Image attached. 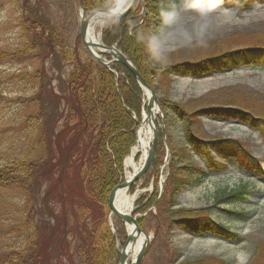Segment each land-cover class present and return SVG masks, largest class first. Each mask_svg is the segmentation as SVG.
<instances>
[{
	"label": "trees",
	"instance_id": "1",
	"mask_svg": "<svg viewBox=\"0 0 264 264\" xmlns=\"http://www.w3.org/2000/svg\"><path fill=\"white\" fill-rule=\"evenodd\" d=\"M120 1L80 0V7L87 15L109 10ZM251 1L206 0L215 7L240 10L248 9ZM4 2L20 4L25 10L20 21L23 45L9 51L0 50V63H39L35 73L17 70L18 76L12 79L22 78L34 85L31 103L35 112L26 120V125L38 130L42 154L33 150L30 156L14 160L0 169V188L20 191L27 202L19 221L13 225V232L11 230L14 244L0 254V264H54V259L59 260L56 263L59 264L61 254L65 258L70 252L75 264H117L119 256L106 224L108 200L113 189L123 181V160L136 141L134 118L137 121L141 118L142 91L122 65L116 64L115 77L91 58L84 59L79 52L68 51L58 28L37 14L34 3L39 0H0V3ZM166 2L144 0V16L137 4L120 21L107 22L101 27L102 44L108 48L116 46L150 87L155 89L156 78L186 76L196 79L238 67H264L263 44L244 36V40L241 37L229 39L222 47L217 46L191 62L155 68L136 36L155 30L159 11ZM54 55L63 64H72L70 73L61 82L60 93L54 91L52 79L46 73V60ZM231 98L239 107L203 109L194 114H188L180 105L161 102L163 114L172 111L182 121L190 149L174 146L166 134L167 148L174 159H168L162 194L156 176L150 196L143 195L136 202V213L141 215L137 220L140 228H144L147 215L150 216V210L155 207L159 212L155 223L168 231L177 228L191 235L209 234L225 241L236 238L235 233L208 216L209 208L173 209L179 191L203 178L191 157H200L211 169L220 170L224 168L213 160V153L220 159H247L251 163L242 143L232 139L204 140L192 132L194 116L205 115L238 121L264 135V119L253 115L256 112L254 100L246 96ZM164 155L165 145L160 137L155 147L157 170L163 164ZM182 160L184 162L180 163ZM253 165L259 169L258 164ZM148 184L143 183L141 188ZM133 190L132 187L131 192ZM247 192L245 186L218 191L214 195V206L243 203ZM54 205H57V212ZM41 211L46 212L52 222L35 220L34 216L42 214ZM29 226H32L31 232ZM63 233H66V239L61 247ZM169 248L171 261L174 249ZM248 264H264V241L256 243Z\"/></svg>",
	"mask_w": 264,
	"mask_h": 264
},
{
	"label": "rangeland",
	"instance_id": "2",
	"mask_svg": "<svg viewBox=\"0 0 264 264\" xmlns=\"http://www.w3.org/2000/svg\"><path fill=\"white\" fill-rule=\"evenodd\" d=\"M78 0H39L34 3L37 14L47 18L58 28L68 51H76L85 59L88 56L80 42V9ZM24 9L12 2L0 3V50L9 51L19 48L22 44V24H20ZM212 16L214 22L212 35L204 43H193L179 47L161 63L152 61L155 68L185 64L196 58L203 57L206 52L222 47L225 41L245 37L262 43L264 47V0H254L248 10L216 8ZM103 22L94 26L93 33L97 35ZM245 45H258L246 43ZM47 76L56 93H60L61 82L72 69V64H63L56 55L48 58L45 63ZM39 68L36 61L24 62L18 65L0 63V169L14 160L25 158L39 152L42 154L38 138V130L26 125V120L35 112L31 103L35 90L30 82L22 78L12 79L17 70L31 74ZM21 75V74H20ZM155 91L158 102L163 101L180 105L188 114H194L203 109L216 107H239L233 104V96H246L254 100L256 112L254 116L264 119V68H237L229 72H214L202 78L186 76H171L165 79H155ZM235 105V106H234ZM161 111L163 124L158 118L155 126L171 137L172 144L177 147L190 145L186 141V131L182 121L172 112L165 115ZM192 132L204 140L232 139L245 146L251 163L240 159L221 160L224 169H211L200 157H191V161L202 172L203 178L183 187L176 197L177 209L199 210L209 208L207 214L218 224L228 227L236 238L230 242L208 234L188 235L181 229L166 230L157 225L155 217L159 212L155 207L151 215H147L144 232L151 238L149 249L142 264H218L215 259L225 264H248L254 247L258 241H264V135L259 130H253L235 121L211 118L205 115H195ZM140 125L138 126V128ZM137 128V130H138ZM167 158L174 157L170 152ZM184 162L182 160L180 163ZM259 165V169L254 168ZM167 165L166 161L164 162ZM167 168L164 169V177ZM162 176V175H161ZM152 172L148 171L139 181L136 193L137 200L141 196H150L152 185L140 189L142 183H149ZM239 186L247 187L246 201L243 203L221 204L214 206V195L221 190H230ZM26 196L19 191L0 188V254L14 244L13 225L19 221L26 209ZM56 212L57 205H54ZM136 207L133 206L132 213ZM138 210V208H137ZM228 211V213L224 212ZM36 214L35 220L43 219L52 222L46 212ZM132 214V215H133ZM137 217V216H136ZM107 226L113 234L117 252L127 238L124 227L112 216L107 217ZM9 229V230H8ZM12 230V232H11ZM174 249V257L169 260V246ZM131 254L127 256L130 263ZM204 262H197L202 261ZM75 264L73 254L66 253L65 261L59 264Z\"/></svg>",
	"mask_w": 264,
	"mask_h": 264
},
{
	"label": "clouds",
	"instance_id": "3",
	"mask_svg": "<svg viewBox=\"0 0 264 264\" xmlns=\"http://www.w3.org/2000/svg\"><path fill=\"white\" fill-rule=\"evenodd\" d=\"M214 8L206 0H167L155 30L139 33L136 39L153 62L161 63L179 47L211 37Z\"/></svg>",
	"mask_w": 264,
	"mask_h": 264
},
{
	"label": "water",
	"instance_id": "4",
	"mask_svg": "<svg viewBox=\"0 0 264 264\" xmlns=\"http://www.w3.org/2000/svg\"><path fill=\"white\" fill-rule=\"evenodd\" d=\"M142 1V0H141ZM138 0H131L130 3L122 10V11H117V9H111L108 11H95L88 16H84L83 14L80 15V39L81 43L83 45V48L85 51L88 53V55L99 65L103 66L106 69H113L116 71V66L115 64H121L124 66L136 79L138 85L140 88L143 90V92L147 93L148 96V105L147 108L149 110V114L151 110L153 109L154 105L158 107L159 110V103L157 100V95L151 89L145 81L138 75L137 71L133 67V65L127 60V58L117 50V48L112 47V48H107L100 44V53L95 52L92 48L93 45H90L87 40H86V31L87 28L89 27V24L95 17H101L100 19L103 21L105 19L111 20V21H119L122 18H124L129 11L137 4ZM144 8H143V13H144ZM106 55L108 58L103 57ZM152 128V133H153V139L151 141V145L148 151V154L140 168V170L129 180L124 182L122 185L117 186L111 193L109 197V209L111 213L119 220V222L122 225L129 224L133 227V229L136 232V235H143L145 243L144 247L141 250V252L136 256L132 264H139L142 260V258L145 255L146 248L149 243V237L145 235L136 225L135 221L131 219L130 216H126L119 212L115 207H114V200L116 197V193L120 187L126 186L127 188H130L132 185H134L137 181H139L144 174L147 172V170L150 168L153 172V176L155 174V161H154V149H155V144L158 141L159 133L158 131L153 127L152 123L150 124ZM161 134L164 136L163 128L161 130ZM133 242L131 238L128 239L125 247L120 253V259L118 264H125V252L126 248Z\"/></svg>",
	"mask_w": 264,
	"mask_h": 264
},
{
	"label": "bare ground",
	"instance_id": "5",
	"mask_svg": "<svg viewBox=\"0 0 264 264\" xmlns=\"http://www.w3.org/2000/svg\"><path fill=\"white\" fill-rule=\"evenodd\" d=\"M129 3V0H123L118 5V11L123 10L126 5ZM101 17H96L93 21L90 22L89 27L86 31V40L90 45H93V50L97 53H100V40L97 35L93 33V28L100 22ZM145 103H147V93H145L144 97ZM159 110L158 107L154 105L150 114H144V120L138 130L136 131V142L134 146L130 149L129 155L124 161V178L126 181H129L141 168L152 140V128L151 123L154 124L156 119L158 118ZM138 158L137 161L135 159ZM137 195H131L126 186L120 187L116 193V197L114 200V207L126 216H130L133 211V206L136 202ZM125 230L127 231L129 237L134 241V243L128 247L126 253L131 254V258L134 259L137 254L143 248V237L136 236L135 230L129 224L125 225Z\"/></svg>",
	"mask_w": 264,
	"mask_h": 264
}]
</instances>
